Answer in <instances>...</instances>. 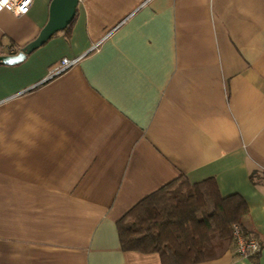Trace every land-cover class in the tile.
Segmentation results:
<instances>
[{"label": "crops", "instance_id": "obj_1", "mask_svg": "<svg viewBox=\"0 0 264 264\" xmlns=\"http://www.w3.org/2000/svg\"><path fill=\"white\" fill-rule=\"evenodd\" d=\"M51 1L0 13V56ZM63 58L80 59L51 77ZM180 176L240 194L263 244L197 264H264V0H80L0 63V264H162L124 250L118 221Z\"/></svg>", "mask_w": 264, "mask_h": 264}, {"label": "trees", "instance_id": "obj_2", "mask_svg": "<svg viewBox=\"0 0 264 264\" xmlns=\"http://www.w3.org/2000/svg\"><path fill=\"white\" fill-rule=\"evenodd\" d=\"M256 175L251 174L254 182ZM248 213L246 200L240 194L223 196L214 179L192 184L180 176L143 198L118 221L121 246L158 253L162 264H197L233 248L234 225L254 237L244 225ZM260 244L252 256L260 254Z\"/></svg>", "mask_w": 264, "mask_h": 264}, {"label": "water", "instance_id": "obj_3", "mask_svg": "<svg viewBox=\"0 0 264 264\" xmlns=\"http://www.w3.org/2000/svg\"><path fill=\"white\" fill-rule=\"evenodd\" d=\"M80 0H52L49 19L38 36L26 44L17 54L1 55L0 63L17 64L46 43L54 34L66 29L72 22Z\"/></svg>", "mask_w": 264, "mask_h": 264}, {"label": "built area", "instance_id": "obj_4", "mask_svg": "<svg viewBox=\"0 0 264 264\" xmlns=\"http://www.w3.org/2000/svg\"><path fill=\"white\" fill-rule=\"evenodd\" d=\"M35 0H0V13L4 10L20 17L28 14ZM13 51V50H12ZM80 58H63L60 64L52 70L50 76L57 75L78 63ZM235 251L241 257H250L261 249L260 241L255 237L245 236L239 227L234 225Z\"/></svg>", "mask_w": 264, "mask_h": 264}, {"label": "snow or ice", "instance_id": "obj_5", "mask_svg": "<svg viewBox=\"0 0 264 264\" xmlns=\"http://www.w3.org/2000/svg\"><path fill=\"white\" fill-rule=\"evenodd\" d=\"M5 2H7V0H5Z\"/></svg>", "mask_w": 264, "mask_h": 264}]
</instances>
